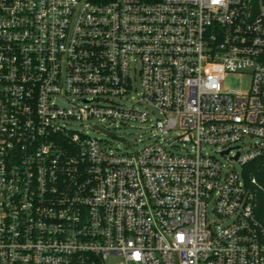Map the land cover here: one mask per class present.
<instances>
[{
  "label": "built area",
  "instance_id": "1",
  "mask_svg": "<svg viewBox=\"0 0 264 264\" xmlns=\"http://www.w3.org/2000/svg\"><path fill=\"white\" fill-rule=\"evenodd\" d=\"M262 162V0H0V264H264Z\"/></svg>",
  "mask_w": 264,
  "mask_h": 264
},
{
  "label": "rangeland",
  "instance_id": "2",
  "mask_svg": "<svg viewBox=\"0 0 264 264\" xmlns=\"http://www.w3.org/2000/svg\"><path fill=\"white\" fill-rule=\"evenodd\" d=\"M225 86L230 89L246 91L249 87V78L239 75H229L225 79ZM157 116L158 114H151V122L147 123L119 122L118 124L109 125L107 122H102V131L98 132L97 135L106 139L110 145L120 147L122 150L130 149L132 146L140 147L150 142L154 135L160 134L156 127L152 126ZM176 136L177 132L175 131L164 134V137L168 140H174ZM236 167L239 169L238 165ZM120 260L121 257L113 256L106 261V264H116Z\"/></svg>",
  "mask_w": 264,
  "mask_h": 264
},
{
  "label": "trees",
  "instance_id": "3",
  "mask_svg": "<svg viewBox=\"0 0 264 264\" xmlns=\"http://www.w3.org/2000/svg\"><path fill=\"white\" fill-rule=\"evenodd\" d=\"M262 1L264 2V0ZM253 165H255V163ZM254 172L255 175L258 177L260 183L264 186V162H262L261 165L256 170H254ZM258 214L264 218V198H262L260 201V208Z\"/></svg>",
  "mask_w": 264,
  "mask_h": 264
}]
</instances>
